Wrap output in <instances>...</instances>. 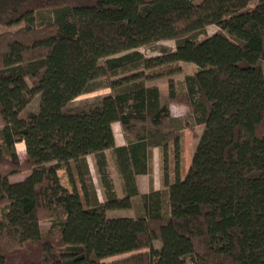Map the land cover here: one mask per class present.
I'll return each instance as SVG.
<instances>
[{"label": "trees", "instance_id": "1", "mask_svg": "<svg viewBox=\"0 0 264 264\" xmlns=\"http://www.w3.org/2000/svg\"><path fill=\"white\" fill-rule=\"evenodd\" d=\"M42 9L53 16L36 24ZM0 24L18 26L0 31V264H264V0H0ZM208 25L218 30L197 39ZM166 39L174 48L137 50ZM182 62L195 68L177 86L170 78L165 97L148 84ZM169 102L187 108L182 124ZM195 126L182 174L181 130ZM154 147L162 187L140 192ZM133 197L138 216H106Z\"/></svg>", "mask_w": 264, "mask_h": 264}, {"label": "rangeland", "instance_id": "2", "mask_svg": "<svg viewBox=\"0 0 264 264\" xmlns=\"http://www.w3.org/2000/svg\"><path fill=\"white\" fill-rule=\"evenodd\" d=\"M53 16V12L50 10H41L35 13V17H36V24H42L44 22H46L47 20H49L50 18H52ZM16 25L12 26L11 28L1 25L0 24V31H4L7 29H15ZM218 30V27L216 25H208L205 27V29L203 31L200 32H196L195 36L197 39H201L206 35H210L214 32H216ZM167 47L169 49L174 48L175 46V40L173 39H166V40H159L157 42L151 43V44H147V45H143L137 48V50H139L144 56H153V55H157L161 49V47ZM180 67H181V71H179L178 73H175L171 76H167V77H161L158 79H154L148 82V84H156L159 86L161 93H163V96L165 97L167 94V90H168V80L170 78L173 79V82L175 83V85L177 86V83H179V81L182 79L183 75L185 74H189L194 70V65L192 63L189 62H182L180 63ZM101 79V78H100ZM110 92L109 88L106 87H102L99 88L97 90H94L92 92H88V93H84L80 96H78L76 98V100H80V99H88V98H92L95 96H99V95H104ZM38 102H39V95H35L32 100L30 101V103L27 106V109H32V110H37V106H38ZM169 109L171 107V116L172 117H176L179 118V121L177 124H182V119L180 117L184 116L187 112V108L185 109L182 104H178L175 102H169ZM264 106H261L260 108V112L263 110ZM185 109V110H184ZM166 123H171L169 119L166 120ZM201 132V126H195L194 129L191 131L189 129H182L181 130V153H180V165H179V170L180 172L183 174L185 172V169L187 168L188 164H189V158L195 148V144L198 141V137L199 134ZM171 150L168 151V158H167V173H168V178L171 180L173 177V166H172V147H170ZM16 149L19 155L20 159L24 158V144L23 143H17L16 144ZM160 153V152H159ZM156 156V155H155ZM90 164H91V160H90ZM152 164V168L154 171V175L152 176V174L145 176L144 179L148 185V190L151 188L152 184H154V182H156L157 187L161 188L162 187V174H161V159H160V155L159 157H155L154 161L151 162ZM112 171V175L114 178V182H115V188H116V192L117 194L121 195V191H120V185H119V178L118 175L115 173V171L112 169H110ZM90 174L92 176L93 179V184L94 187L96 189V193L97 196L100 200H104L105 196H104V192H103V187L100 183L97 171L95 169V166L91 165L90 169ZM58 176L60 179L61 184L67 186L69 189L72 188L71 184H70V178L69 175L66 172V169L64 167H60L58 169ZM28 174V172H24V173H17V174H13L9 177V180L14 182V181H18L21 180L22 178H24L26 175ZM141 213L140 211V199L139 197H133L132 199V206L130 208H115V209H110L106 211V216L108 217H134V216H138ZM206 221L208 223L209 226H212L215 224V221L213 219V216L211 214H207L206 215ZM44 226H47V222L43 223ZM116 257L110 258V259H115Z\"/></svg>", "mask_w": 264, "mask_h": 264}, {"label": "crops", "instance_id": "3", "mask_svg": "<svg viewBox=\"0 0 264 264\" xmlns=\"http://www.w3.org/2000/svg\"><path fill=\"white\" fill-rule=\"evenodd\" d=\"M162 96H163V93H162ZM185 109L186 107L183 106ZM184 109V110H185ZM170 110H171V107H170ZM112 130H113V133H114V140H115V144L116 145H123L125 144V139L122 135V131H121V127H120V124L118 122H113L112 123ZM19 143H22V142H19ZM160 148L159 147H154L152 148V158H151V162L154 161L155 157H159L160 155ZM105 154H106V157H107V162H108V169H109V172H110V176H111V179H112V182H113V185H114V189L116 190L115 188V182L113 181L114 178H113V175L111 174L112 171L110 169L113 168V170L115 171V173L117 174L114 166H113V158H112V154L110 152V150H106L105 151ZM156 155V156H155ZM86 160H87V163H88V167L90 169L91 165L95 166V159H94V156L93 155H87L86 156ZM90 160H91V164H90ZM96 169V168H95ZM154 171H153V168H152V164H151V173L152 176L154 175L153 174ZM150 174H140V175H137L136 176V180H137V184H138V188L140 190V192H147L148 191V185L144 179L145 176H148ZM118 175V174H117ZM92 177V176H91ZM119 178V177H118ZM93 180V179H92ZM94 183V182H93ZM119 185H120V181H119ZM152 187L154 189H158L159 187H157V184L156 182H154V184H152ZM120 191H121V188H120ZM122 193V192H121ZM119 195V194H118ZM122 195V194H121ZM120 196V195H119Z\"/></svg>", "mask_w": 264, "mask_h": 264}]
</instances>
